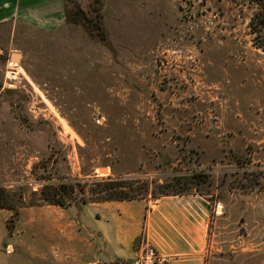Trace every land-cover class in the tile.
<instances>
[{
  "label": "rangeland",
  "instance_id": "rangeland-1",
  "mask_svg": "<svg viewBox=\"0 0 264 264\" xmlns=\"http://www.w3.org/2000/svg\"><path fill=\"white\" fill-rule=\"evenodd\" d=\"M260 9L111 0L104 42L77 24L0 26V187L20 208L11 235L13 211L0 209V264H133L145 244L162 264L141 207L91 194L109 176L149 182L152 208L164 192L219 207L185 264H264V48L250 25ZM64 182L86 192L68 207L42 199Z\"/></svg>",
  "mask_w": 264,
  "mask_h": 264
},
{
  "label": "crops",
  "instance_id": "crops-1",
  "mask_svg": "<svg viewBox=\"0 0 264 264\" xmlns=\"http://www.w3.org/2000/svg\"><path fill=\"white\" fill-rule=\"evenodd\" d=\"M110 1L105 0L106 4ZM17 22L57 31L64 24L68 25L65 0H0V26ZM125 206L130 212L133 208L135 212L142 208L147 240L165 255L162 264H185L195 253L197 256L205 247L211 211L221 215V212H216L219 207H212L205 196L195 194L165 195L154 208L146 199L130 200ZM128 242H124L126 247Z\"/></svg>",
  "mask_w": 264,
  "mask_h": 264
},
{
  "label": "trees",
  "instance_id": "trees-1",
  "mask_svg": "<svg viewBox=\"0 0 264 264\" xmlns=\"http://www.w3.org/2000/svg\"><path fill=\"white\" fill-rule=\"evenodd\" d=\"M261 9L256 13L255 18L251 21L253 32L258 35L255 38V44L264 48V0H253ZM105 0H65L66 21L70 24L83 26L89 36L94 40L101 42L108 40V31L105 26ZM259 41V42H257ZM139 181V180H137ZM140 182H138L139 184ZM98 188L92 187V195H98L100 200H135L146 198L145 194L149 188V182H142L140 186L113 178L111 176L97 181ZM130 184V185H128ZM80 183L64 182L60 184H45L41 190L42 199L62 207H68L70 203L66 202L73 197L76 191L86 192L85 187H80ZM80 187V188H78ZM165 195L178 194L164 192ZM88 202V200H85ZM33 205L36 201L32 200ZM72 204V202H71ZM25 206V205H24ZM10 209L13 214L6 220V227L9 234L14 232L20 208L17 207L10 199V193L6 188L0 187V209Z\"/></svg>",
  "mask_w": 264,
  "mask_h": 264
},
{
  "label": "built area",
  "instance_id": "built-area-1",
  "mask_svg": "<svg viewBox=\"0 0 264 264\" xmlns=\"http://www.w3.org/2000/svg\"><path fill=\"white\" fill-rule=\"evenodd\" d=\"M156 249L149 244L142 246L137 254V258L133 264H161L162 258Z\"/></svg>",
  "mask_w": 264,
  "mask_h": 264
},
{
  "label": "water",
  "instance_id": "water-1",
  "mask_svg": "<svg viewBox=\"0 0 264 264\" xmlns=\"http://www.w3.org/2000/svg\"><path fill=\"white\" fill-rule=\"evenodd\" d=\"M3 53V50L0 48V53ZM13 57H16L17 59H19L20 60V55H18V54H12V58Z\"/></svg>",
  "mask_w": 264,
  "mask_h": 264
},
{
  "label": "bare ground",
  "instance_id": "bare-ground-1",
  "mask_svg": "<svg viewBox=\"0 0 264 264\" xmlns=\"http://www.w3.org/2000/svg\"><path fill=\"white\" fill-rule=\"evenodd\" d=\"M14 58V60H17V58L16 57H13ZM102 172H104V170H102Z\"/></svg>",
  "mask_w": 264,
  "mask_h": 264
},
{
  "label": "flooded vegetation",
  "instance_id": "flooded-vegetation-1",
  "mask_svg": "<svg viewBox=\"0 0 264 264\" xmlns=\"http://www.w3.org/2000/svg\"><path fill=\"white\" fill-rule=\"evenodd\" d=\"M6 60V59H5ZM0 86H1V84H0Z\"/></svg>",
  "mask_w": 264,
  "mask_h": 264
}]
</instances>
